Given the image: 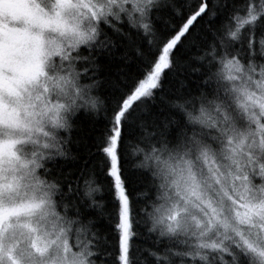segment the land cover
<instances>
[{"label":"snow or ice","instance_id":"snow-or-ice-1","mask_svg":"<svg viewBox=\"0 0 264 264\" xmlns=\"http://www.w3.org/2000/svg\"><path fill=\"white\" fill-rule=\"evenodd\" d=\"M0 264H264V0H0Z\"/></svg>","mask_w":264,"mask_h":264}]
</instances>
